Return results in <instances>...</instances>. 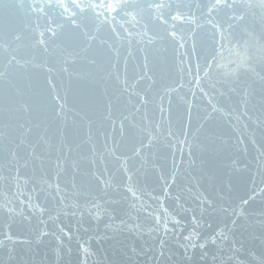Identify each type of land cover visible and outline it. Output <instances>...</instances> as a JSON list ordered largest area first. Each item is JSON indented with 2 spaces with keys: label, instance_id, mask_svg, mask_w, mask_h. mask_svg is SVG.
<instances>
[{
  "label": "water",
  "instance_id": "water-1",
  "mask_svg": "<svg viewBox=\"0 0 264 264\" xmlns=\"http://www.w3.org/2000/svg\"><path fill=\"white\" fill-rule=\"evenodd\" d=\"M0 264H264V0H0Z\"/></svg>",
  "mask_w": 264,
  "mask_h": 264
}]
</instances>
